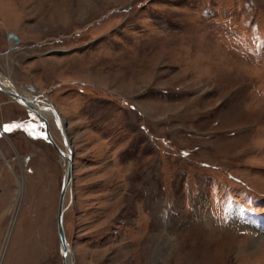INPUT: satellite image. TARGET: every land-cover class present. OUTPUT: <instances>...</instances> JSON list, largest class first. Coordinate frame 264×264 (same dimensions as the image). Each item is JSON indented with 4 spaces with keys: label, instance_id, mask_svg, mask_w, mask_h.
Here are the masks:
<instances>
[{
    "label": "rangeland",
    "instance_id": "rangeland-1",
    "mask_svg": "<svg viewBox=\"0 0 264 264\" xmlns=\"http://www.w3.org/2000/svg\"><path fill=\"white\" fill-rule=\"evenodd\" d=\"M0 75L65 125L75 264H264V0H0ZM65 169L0 91V264H63Z\"/></svg>",
    "mask_w": 264,
    "mask_h": 264
},
{
    "label": "water",
    "instance_id": "water-1",
    "mask_svg": "<svg viewBox=\"0 0 264 264\" xmlns=\"http://www.w3.org/2000/svg\"><path fill=\"white\" fill-rule=\"evenodd\" d=\"M30 90L33 93H36V90L33 87H30ZM0 91L7 96H9L13 101L17 102L18 104L22 105L25 109L39 117L46 129V135L47 139L50 144L54 147L55 151L59 154V156L64 160L67 161V167H65V177L64 182L60 194V202L58 207V214H57V229H58V237H59V246H60V252L63 259V264H75L74 262V255L72 252V248L70 243L67 240L65 228H64V215L67 210L66 206V195L68 192L69 187H71L73 183V172H74V162H73V152H72V146L70 145V141H68V138L66 137V134H64V127L62 123V118L56 107L48 100L46 96L43 94L35 95L33 100L28 99L24 96H21L20 93L14 89L13 86H8V88L3 87V84L0 82ZM35 104H37V107H35ZM43 104V106H40ZM44 104H46L44 106ZM51 111L55 117V124L57 128L59 129L65 148L70 152L68 156L65 154V152L60 148L58 143L54 140L52 137V134L50 132V125L48 124V120L44 117V115L41 113V111ZM66 166V164L64 163ZM70 258V261H68Z\"/></svg>",
    "mask_w": 264,
    "mask_h": 264
},
{
    "label": "bare ground",
    "instance_id": "bare-ground-1",
    "mask_svg": "<svg viewBox=\"0 0 264 264\" xmlns=\"http://www.w3.org/2000/svg\"><path fill=\"white\" fill-rule=\"evenodd\" d=\"M3 81H5V82H3ZM0 82L3 84V87H6V88H8V86H13L14 87V89L15 90H17L16 89V87H15V85H13V83L11 82V80H8V78H4L2 75H0ZM19 92V91H18ZM31 93H33L32 91H30ZM20 93V95L21 96H24V97H26V98H28V99H31L32 100V98L33 97H30L29 96V94L28 93H26V92H19ZM46 104H44V106H45ZM22 106V105H21ZM40 106H43V104H41ZM23 107V106H22ZM35 107L36 108H38L37 107V104H35ZM41 113L44 115V117L48 120V124H49V120L52 118L54 121H55V117H54V115H53V113L51 112V111H41ZM62 123H63V121H62ZM50 125V124H49ZM63 127H64V134H66V137L68 138V136H67V133H66V131H65V125L63 124ZM59 130V129H58ZM51 132V131H50ZM60 132V131H59ZM62 136V135H61ZM53 137V136H52ZM54 138V137H53ZM68 141H70L69 139H68ZM70 143V142H69ZM59 145V144H58ZM70 145H71V143H70ZM60 146V145H59ZM60 148H61V146H60ZM63 150V149H62ZM64 152H65V154L68 156V154H70V152L65 148V146H64V150H63ZM72 152H73V149H72ZM62 162H63V164L65 163L66 164V166L65 167H67V161H64L63 159H62ZM70 191V187H69V189H68V192ZM65 228V227H64ZM68 261H70V258H69V260ZM70 264V263H69Z\"/></svg>",
    "mask_w": 264,
    "mask_h": 264
},
{
    "label": "snow or ice",
    "instance_id": "snow-or-ice-1",
    "mask_svg": "<svg viewBox=\"0 0 264 264\" xmlns=\"http://www.w3.org/2000/svg\"><path fill=\"white\" fill-rule=\"evenodd\" d=\"M6 131L8 130V129H5Z\"/></svg>",
    "mask_w": 264,
    "mask_h": 264
}]
</instances>
